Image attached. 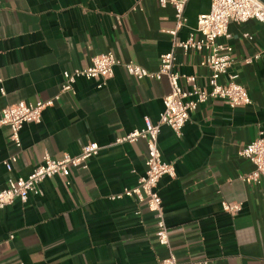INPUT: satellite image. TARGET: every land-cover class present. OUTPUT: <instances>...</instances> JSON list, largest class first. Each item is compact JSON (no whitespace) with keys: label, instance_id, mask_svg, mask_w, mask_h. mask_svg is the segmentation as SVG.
Masks as SVG:
<instances>
[{"label":"crops","instance_id":"0c3cea01","mask_svg":"<svg viewBox=\"0 0 264 264\" xmlns=\"http://www.w3.org/2000/svg\"><path fill=\"white\" fill-rule=\"evenodd\" d=\"M210 8L211 0H189L187 20L174 36L175 8L159 0H0V113L20 100H52L41 122L23 126L20 147L9 127H0V188L27 177L47 154L61 158L89 142L100 146L86 167L46 178L25 201L16 197L0 210V264H156L169 255L157 238V212L134 197L111 198L145 173L146 140L115 141L143 127L145 116L159 121L167 77L138 79L117 66L102 87L101 79L81 76L73 92L60 90L64 70L86 68L93 56L109 52L157 71L161 54L175 39L197 34L199 16ZM229 33L222 41L233 46L230 72L252 102L231 108L210 99L180 136L160 128L162 158L175 175L165 174L158 190L181 262L264 264V181L243 178L255 165L240 156L264 133V23L231 22ZM176 55L177 70L187 75L182 84L208 87L206 51L178 47ZM223 200L242 208L232 215Z\"/></svg>","mask_w":264,"mask_h":264},{"label":"built area","instance_id":"2783aa9c","mask_svg":"<svg viewBox=\"0 0 264 264\" xmlns=\"http://www.w3.org/2000/svg\"><path fill=\"white\" fill-rule=\"evenodd\" d=\"M189 0H159L165 6L171 3L175 8L176 29L170 31L174 36L186 22L185 10ZM251 19L264 23V0H211V8L207 13L199 16L197 34H191L186 40L173 42L172 49L161 54L160 65L157 71H150L146 67L132 62L122 61L109 52L93 56L91 64L86 68L64 70L63 83L60 94L74 91V84L78 77L101 79L99 87L114 76L117 66L123 67L126 72L138 79H160L166 76L170 84V92L163 98L164 109L158 122H153L149 116L144 118V126L137 128L126 135L116 139V143L135 142L145 139L148 147L145 173L140 176L137 184L125 188L121 194L111 198L130 196L140 203H145L152 211L157 212V238L159 243L169 250V255L158 260L156 264H206V261L181 262L171 249V239L164 212L163 201L158 190L160 179L165 175H175L172 163L163 160L159 147V133L162 125L169 126L177 136H180L191 114L200 104L210 99H220L231 108L245 106L252 102L251 97L243 84L238 80V74L230 72L234 64L233 46L222 39H229V24L231 22L245 23ZM248 36V34H246ZM184 51L196 49L206 51L202 65L207 66L211 74L208 78V87L192 85L189 88L182 84L187 78L177 70L176 49ZM261 53L246 58V62L259 58ZM227 75V82H221V77ZM4 93V90H2ZM59 95L56 98H59ZM48 102L28 103L20 100L5 105L0 113V127L10 129V138L17 147L21 146L20 131L26 123H39L42 120L44 108L51 104ZM100 149L97 142H89L83 146L77 155L65 154L61 158L46 155L45 160L38 165L27 177L9 179L6 187L0 188V210L13 202L16 197L26 200L30 192L36 190L41 182L54 175L68 177L72 169L87 166L90 158ZM240 156L250 160L255 168L243 178L247 182L261 183L264 181V133H260L253 141L240 151ZM4 163H7L5 160ZM67 183H69L67 181ZM222 209L232 215L237 214L242 206L239 202L223 200ZM22 264V263H21Z\"/></svg>","mask_w":264,"mask_h":264}]
</instances>
